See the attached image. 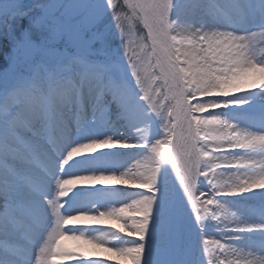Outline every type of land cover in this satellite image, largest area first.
<instances>
[{
  "label": "snow or ice",
  "instance_id": "snow-or-ice-1",
  "mask_svg": "<svg viewBox=\"0 0 264 264\" xmlns=\"http://www.w3.org/2000/svg\"><path fill=\"white\" fill-rule=\"evenodd\" d=\"M0 48V264H264V0H0Z\"/></svg>",
  "mask_w": 264,
  "mask_h": 264
},
{
  "label": "bare ground",
  "instance_id": "bare-ground-1",
  "mask_svg": "<svg viewBox=\"0 0 264 264\" xmlns=\"http://www.w3.org/2000/svg\"><path fill=\"white\" fill-rule=\"evenodd\" d=\"M30 1H32V0H24V2H30ZM231 211L236 212L237 209L233 207V208H231ZM99 227H104V226H99Z\"/></svg>",
  "mask_w": 264,
  "mask_h": 264
},
{
  "label": "rangeland",
  "instance_id": "rangeland-1",
  "mask_svg": "<svg viewBox=\"0 0 264 264\" xmlns=\"http://www.w3.org/2000/svg\"><path fill=\"white\" fill-rule=\"evenodd\" d=\"M34 2V0H32V1H30V2H25V3H27V4H31V3H33ZM3 51V49L2 48H0V52H2Z\"/></svg>",
  "mask_w": 264,
  "mask_h": 264
}]
</instances>
